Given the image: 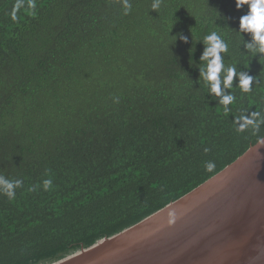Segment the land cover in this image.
<instances>
[{
  "label": "trees",
  "instance_id": "trees-1",
  "mask_svg": "<svg viewBox=\"0 0 264 264\" xmlns=\"http://www.w3.org/2000/svg\"><path fill=\"white\" fill-rule=\"evenodd\" d=\"M153 2L128 0L124 14L123 0H0V175L23 180L15 199L0 195V264L90 247L254 144L232 123L238 108L264 104V57H251L236 32L247 6L162 0L154 11ZM211 31L229 45L225 64L256 77L250 94L231 89L230 114L199 78L198 41Z\"/></svg>",
  "mask_w": 264,
  "mask_h": 264
},
{
  "label": "water",
  "instance_id": "water-1",
  "mask_svg": "<svg viewBox=\"0 0 264 264\" xmlns=\"http://www.w3.org/2000/svg\"><path fill=\"white\" fill-rule=\"evenodd\" d=\"M51 264H264V147H250L139 223Z\"/></svg>",
  "mask_w": 264,
  "mask_h": 264
},
{
  "label": "clouds",
  "instance_id": "clouds-1",
  "mask_svg": "<svg viewBox=\"0 0 264 264\" xmlns=\"http://www.w3.org/2000/svg\"><path fill=\"white\" fill-rule=\"evenodd\" d=\"M162 0H154L151 7L152 10L159 8ZM235 8L241 9L245 5L247 11L238 19V32L243 46L251 57L259 54L260 58L264 57V0H234ZM19 6V4L17 5ZM33 3V7H34ZM124 14L131 11V5L128 0H123ZM15 19V16H13ZM242 34H247L249 40H244ZM176 41L177 36H173ZM179 39L187 43L188 37L179 35ZM203 51L199 56V78L204 83L208 90L210 99L215 97L216 103L220 104L224 113L230 114L233 105L237 102V96L231 89L235 88L241 94L247 95L253 92V85L256 82V77L249 75L247 71L238 70L236 64L226 65L224 62V54L229 51L228 43L216 31H211L206 34L202 41ZM234 78L237 80L235 86L233 85ZM114 102H118L115 100ZM232 123L234 131L238 134L249 133L255 137V142L251 146L255 150L259 147H264V134H261V129L264 128V104L261 105L260 110L249 111V108H238L237 114L233 116ZM205 153L208 149L204 150ZM259 155V153H257ZM205 170L213 172L216 168L214 161L205 162ZM45 191L52 187V180L45 179L42 182ZM23 186L21 179H9L4 175H0V195L6 196L9 200L16 197V190ZM36 186H33L29 191H36Z\"/></svg>",
  "mask_w": 264,
  "mask_h": 264
},
{
  "label": "rangeland",
  "instance_id": "rangeland-1",
  "mask_svg": "<svg viewBox=\"0 0 264 264\" xmlns=\"http://www.w3.org/2000/svg\"><path fill=\"white\" fill-rule=\"evenodd\" d=\"M72 252H73V251H72ZM72 252H69V253H67V254H65V255H63V256H61L58 260H52L51 262H47V263H39V264H51V263H55V262H57V261H59V260L65 258L66 256L70 255V253H72Z\"/></svg>",
  "mask_w": 264,
  "mask_h": 264
}]
</instances>
